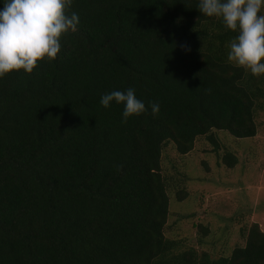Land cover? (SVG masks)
<instances>
[{
    "label": "trees",
    "instance_id": "16d2710c",
    "mask_svg": "<svg viewBox=\"0 0 264 264\" xmlns=\"http://www.w3.org/2000/svg\"><path fill=\"white\" fill-rule=\"evenodd\" d=\"M197 5L73 0L79 24L57 57L0 78V264H264L255 222L215 257L163 234L162 148L182 155L204 136L216 151L213 131L250 138L264 112V75L228 61L237 33ZM129 88L147 111L124 122L122 104L100 99Z\"/></svg>",
    "mask_w": 264,
    "mask_h": 264
},
{
    "label": "rangeland",
    "instance_id": "374dc122",
    "mask_svg": "<svg viewBox=\"0 0 264 264\" xmlns=\"http://www.w3.org/2000/svg\"><path fill=\"white\" fill-rule=\"evenodd\" d=\"M254 123L255 134L250 138L213 131L216 151L204 136L196 137L182 155L171 143L162 148L160 168L167 178L168 197L166 238L215 257L242 245L241 230L250 223L264 231V112L255 114ZM225 151L236 157L232 167L220 160ZM179 189L186 194L181 201L174 196ZM199 225L207 229L203 236Z\"/></svg>",
    "mask_w": 264,
    "mask_h": 264
},
{
    "label": "clouds",
    "instance_id": "9594fccd",
    "mask_svg": "<svg viewBox=\"0 0 264 264\" xmlns=\"http://www.w3.org/2000/svg\"><path fill=\"white\" fill-rule=\"evenodd\" d=\"M73 0H4L0 10V78L13 71L31 74L38 62L54 60L61 51V38L77 31L79 16L70 12ZM197 10L221 19L237 35L228 43V61L253 76L264 75V0H198ZM70 13V14H69ZM191 51L188 45H183ZM210 91V89L208 90ZM122 104L124 122L147 111L135 90H113L100 99L103 107ZM152 114L159 112L151 102Z\"/></svg>",
    "mask_w": 264,
    "mask_h": 264
},
{
    "label": "crops",
    "instance_id": "0c3cea01",
    "mask_svg": "<svg viewBox=\"0 0 264 264\" xmlns=\"http://www.w3.org/2000/svg\"><path fill=\"white\" fill-rule=\"evenodd\" d=\"M261 230V229H260ZM263 231V230H262Z\"/></svg>",
    "mask_w": 264,
    "mask_h": 264
}]
</instances>
